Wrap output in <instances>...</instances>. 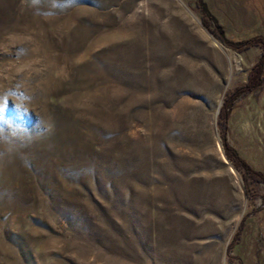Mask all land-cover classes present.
<instances>
[{
	"label": "rangeland",
	"instance_id": "rangeland-1",
	"mask_svg": "<svg viewBox=\"0 0 264 264\" xmlns=\"http://www.w3.org/2000/svg\"><path fill=\"white\" fill-rule=\"evenodd\" d=\"M263 41L264 0H0V264H264Z\"/></svg>",
	"mask_w": 264,
	"mask_h": 264
},
{
	"label": "trees",
	"instance_id": "trees-1",
	"mask_svg": "<svg viewBox=\"0 0 264 264\" xmlns=\"http://www.w3.org/2000/svg\"><path fill=\"white\" fill-rule=\"evenodd\" d=\"M204 11H205L208 15H210V14L208 13V11H207L205 8H204ZM211 18L213 19V17H211ZM205 26L209 29V26H208V20H205ZM216 27H217V30H218V34H219V36H220V37H223V33H222L223 29L221 28V26L217 23ZM223 39H224V38H223ZM254 39H255V38H254ZM254 39H247V40H245L242 44L246 45V44H248L250 41H253ZM225 41H226L227 43H229L230 45H234V43H233L232 41H230V40H225ZM263 42H264V41H263ZM229 150H230V149H229ZM230 152H231V154L234 156V158H235L237 161H239L241 164H243V165L246 167V169H247L248 172H250L253 176L258 175V177L261 178V179L264 181V177H263V175H262L260 172L256 171L255 169H253L251 166H249L244 160L240 159V158L238 157V155L236 154V152H235L234 149H231ZM228 156H230V155L228 154ZM254 179H255V177H254Z\"/></svg>",
	"mask_w": 264,
	"mask_h": 264
}]
</instances>
